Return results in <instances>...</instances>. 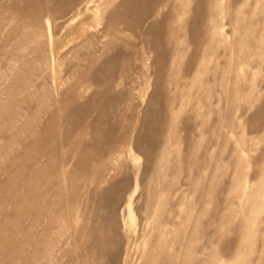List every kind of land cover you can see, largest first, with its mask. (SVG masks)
<instances>
[{
	"label": "rangeland",
	"instance_id": "obj_1",
	"mask_svg": "<svg viewBox=\"0 0 264 264\" xmlns=\"http://www.w3.org/2000/svg\"><path fill=\"white\" fill-rule=\"evenodd\" d=\"M88 1L0 0V264H264V0Z\"/></svg>",
	"mask_w": 264,
	"mask_h": 264
},
{
	"label": "bare ground",
	"instance_id": "obj_2",
	"mask_svg": "<svg viewBox=\"0 0 264 264\" xmlns=\"http://www.w3.org/2000/svg\"><path fill=\"white\" fill-rule=\"evenodd\" d=\"M29 1H32V0H29ZM77 0H61V4L62 5H64V4H72V3H75ZM146 0H142V1H140V3H139V5H140V7L142 8V10L140 11L141 13V16H139V18L140 19H137V17H136V20H135V17H129L128 18V20L125 22V25H126V27H133L136 23H141L142 22V13L144 14V11H145V7H146V2H145ZM95 2V0H90V1H88V5L86 6V9H85V11H84V15H86L87 16V19L89 18H91V19H94V20H96V21H100L101 19H102V16H103V10L100 8V5H98V3L95 5V8L93 9V10H91V5H93V3ZM40 3V2H39ZM42 3V2H41ZM37 5V4H36ZM39 9V8H38ZM128 11L129 12H132V10L131 9H128ZM26 13V12H25ZM80 14H81V12H80ZM82 19H83V17H82ZM81 19V20H82ZM86 19V20H87ZM139 21V22H138ZM77 22V21H76ZM87 26V25H86ZM153 40V39H152ZM155 42V41H154ZM152 43V42H151ZM157 44V43H156ZM153 45V44H152ZM158 45V44H157ZM162 46V45H161ZM153 47H154V45H153ZM156 47V46H155ZM155 49V48H154ZM156 49H157V47H156ZM163 51V50H162ZM165 52V51H164ZM163 52V53H164ZM165 54V53H164ZM164 56V55H163ZM170 58H171V56H169ZM159 58V57H158ZM117 57L116 58H114V59H112L111 60V66L112 67H114V68H116V62H117ZM119 60V59H118ZM165 61V60H164ZM166 61H168V60H166ZM120 62V61H119ZM155 64V63H154ZM153 64V65H154ZM161 64V63H160ZM159 64V65H160ZM158 65V66H159ZM162 65V64H161ZM188 68V67H187ZM160 69V68H159ZM163 70H164V68H163ZM157 71V70H156ZM162 71V70H161ZM101 73V72H100ZM113 72H111V74H112ZM158 73V72H157ZM104 74H107V73H104ZM113 75V74H112ZM111 75V76H112ZM114 75H116V74H114ZM162 75V74H161ZM110 76V75H109ZM163 76V75H162ZM101 77V76H100ZM97 78V77H96ZM111 78V77H110ZM92 79V78H91ZM98 79V78H97ZM160 79V78H159ZM158 79V80H159ZM93 80V79H92ZM96 80V79H95ZM112 80V79H111ZM99 81V80H98ZM101 81H102V79H101ZM109 81V80H108ZM160 81V80H159ZM104 82V81H103ZM158 82V81H157ZM99 83V82H98ZM106 83V82H105ZM110 83V82H109ZM95 85H96V82H95ZM104 87V86H103ZM109 87V86H108ZM162 92V91H161ZM159 96V95H158ZM109 97V96H108ZM111 97V96H110ZM110 97L108 98L109 100H110ZM115 99V98H114ZM173 99V98H172ZM113 104V103H112ZM150 105V104H149ZM166 105V104H165ZM109 106V105H108ZM112 107V106H111ZM150 108V107H149ZM166 108V107H165ZM151 109H152V107H151ZM160 109V108H159ZM171 109V108H170ZM72 110V109H71ZM171 110H173V109H171ZM75 111V110H74ZM101 111V110H100ZM99 111V112H100ZM106 111V110H105ZM71 112V111H70ZM80 112V111H79ZM168 112V111H167ZM87 113V112H86ZM146 113V112H145ZM166 113V112H165ZM174 112H172V114H173ZM81 114V113H80ZM73 115V114H72ZM68 116H71V115H68ZM109 116V115H108ZM149 116H151V115H149ZM175 116V115H174ZM76 117V116H75ZM81 117V116H80ZM79 117V118H80ZM144 117H145V115H144ZM167 117H169V116H167ZM82 118V117H81ZM110 118V117H109ZM70 119H72V118H69V120ZM96 119V118H95ZM106 119H107V117H106ZM80 120V119H79ZM104 120V119H103ZM111 120V119H110ZM146 120V119H145ZM150 120V119H149ZM161 120V119H160ZM92 121H93V119H92ZM95 121V120H94ZM108 121V120H107ZM97 122H99V121H97ZM66 123V122H65ZM110 123V122H109ZM114 123V122H113ZM92 124V123H91ZM90 124V125H91ZM49 125V124H48ZM91 126H93V125H91ZM105 126V125H104ZM144 126V125H143ZM148 126V125H147ZM156 127V126H155ZM65 128V127H64ZM103 128V127H102ZM49 129V128H48ZM93 129H94V127H93ZM105 129V128H104ZM111 129V128H110ZM153 129V128H152ZM98 130V129H97ZM170 130V129H169ZM74 131V130H73ZM72 131V132H73ZM101 131V130H100ZM103 131V130H102ZM102 131H101V133H102ZM111 131V130H110ZM49 132H50V130H49ZM72 132H71V134H72ZM92 132V131H91ZM96 132V131H95ZM143 132V131H142ZM93 133V132H92ZM99 133V132H98ZM106 133V132H105ZM105 133H104V135H105ZM65 134V133H64ZM107 134V133H106ZM91 135V134H90ZM94 135H96V134H94ZM113 135V134H112ZM46 136V135H45ZM69 136V135H68ZM67 136V137H68ZM83 136V135H82ZM97 136V135H96ZM95 136V137H96ZM67 137H65V138H67ZM72 137V136H71ZM103 137H105V136H103ZM108 137H110V136H108ZM52 138V137H51ZM157 138V137H156ZM45 140V144H47L48 143V145L49 146H51V139H49L48 137L47 138H44ZM69 139H70V137H69ZM68 139V140H69ZM114 139V138H113ZM118 139V138H117ZM120 139V138H119ZM150 139V138H149ZM154 139V138H153ZM108 140H110V139H108ZM96 141V140H95ZM115 141V140H114ZM151 141V140H150ZM43 142V141H42ZM110 142V141H109ZM154 142V141H153ZM99 143V142H98ZM117 143V142H116ZM151 143V142H150ZM100 144V143H99ZM114 144V143H113ZM152 144V143H151ZM82 145V144H81ZM136 145V144H135ZM137 145H139V144H137ZM111 147V146H110ZM138 147V146H137ZM50 148V147H49ZM53 148V147H52ZM84 148V147H83ZM152 148V147H151ZM150 148V149H151ZM55 149V148H54ZM109 149V148H108ZM111 149H113V148H111ZM133 149V148H132ZM142 149H144V148H141V151H142ZM153 149V148H152ZM88 150V149H87ZM103 150V149H102ZM134 150V149H133ZM137 150V149H136ZM81 151V150H80ZM84 151V150H83ZM106 151V150H105ZM111 151V150H110ZM138 151V153L139 152H141V151H139V150H137ZM89 152H90V150H89ZM107 152V151H106ZM109 152V151H108ZM150 152H153V151H150ZM58 153V152H57ZM105 153V152H104ZM44 154V153H43ZM109 154V153H108ZM42 155V154H41ZM58 155V154H57ZM100 155V154H99ZM37 156V155H36ZM107 156V155H106ZM114 156V155H113ZM146 156V155H145ZM89 157V156H88ZM98 157V156H97ZM100 158V157H99ZM99 158H98V160H99ZM111 158V157H110ZM80 159V158H79ZM106 159V158H105ZM108 159V158H107ZM82 160V159H81ZM84 160V159H83ZM93 160V159H92ZM78 161V160H77ZM87 161V160H86ZM120 161V160H119ZM147 161V160H146ZM100 162V161H99ZM103 162V161H102ZM105 162H106V160H105ZM109 163V162H108ZM116 164V163H115ZM47 165H48V163H47ZM94 165V164H93ZM123 165V164H122ZM90 166V165H89ZM106 166V165H105ZM114 166V165H113ZM149 166H150V164H149ZM165 166V165H164ZM32 167V166H31ZM94 167V166H93ZM100 167V166H99ZM104 167V166H103ZM102 167V168H103ZM111 167V166H110ZM123 167V166H122ZM101 168V167H100ZM105 168V167H104ZM126 168V167H125ZM64 169V168H63ZM79 169V168H78ZM85 169H87V168H85ZM85 169H84V171H85ZM123 169V168H122ZM75 170V169H74ZM115 170V169H114ZM119 170H121V169H119ZM52 171V170H51ZM55 170H53V172H54ZM92 171V170H91ZM103 171V170H102ZM180 171V170H179ZM72 172H73V170H72ZM89 172V171H88ZM117 172V171H116ZM57 173V172H56ZM74 173V172H73ZM93 173V172H92ZM114 173V172H113ZM118 173V172H117ZM120 173V172H119ZM39 174V173H38ZM41 174V173H40ZM109 174V173H108ZM126 174H128V173H126ZM70 175V174H69ZM98 175V174H97ZM143 175V174H142ZM43 176V175H42ZM103 176V175H102ZM112 176V175H111ZM114 176V175H113ZM122 176V175H121ZM128 176V175H127ZM144 176V175H143ZM86 177V176H85ZM123 177V176H122ZM145 177V176H144ZM191 177V176H190ZM48 178V177H47ZM52 178V177H51ZM119 178V177H118ZM127 178H129V177H127ZM81 179V178H80ZM125 179H126V177H125ZM131 179V178H130ZM141 179V178H140ZM143 179V178H142ZM142 179L140 180V181H142ZM52 180H54V179H52ZM56 180H58V179H56ZM109 180V179H108ZM55 181V180H54ZM65 181V180H64ZM83 181V180H82ZM123 181V180H122ZM121 181V182H122ZM99 182V181H98ZM125 182H128V181H125ZM65 183V182H64ZM70 183V182H69ZM96 183V182H95ZM131 183V182H130ZM160 183V182H159ZM47 184V183H46ZM46 184H44V185H46ZM72 184V183H71ZM79 184V183H78ZM141 184H142V182H141ZM67 185H68V183H67ZM129 185V184H128ZM47 187H48V185H46ZM121 186V185H120ZM127 186V185H126ZM133 186V185H132ZM66 187V186H65ZM77 187H79V186H77ZM136 187V186H135ZM140 187V186H139ZM130 188V187H129ZM161 188V187H160ZM47 189V188H46ZM126 189V188H125ZM125 189H123V190H125ZM138 189H140V188H138ZM59 190H60V187H59ZM66 191H67V189H65ZM122 190V191H123ZM153 190V189H152ZM159 190V189H158ZM139 191V190H138ZM156 191V190H155ZM43 192V191H42ZM61 192V191H60ZM63 192V191H62ZM83 192V191H82ZM108 192V191H107ZM126 192V191H125ZM124 192V194L126 195V193ZM162 192V191H161ZM58 193V192H57ZM67 193V192H66ZM67 195H68V193H67ZM2 196V195H1ZM62 196V195H61ZM64 196V195H63ZM56 197H58V196H56ZM60 197V196H59ZM68 197V196H67ZM95 197H96V194H95ZM94 197V198H95ZM1 198V197H0ZM4 198V197H3ZM93 198V197H92ZM5 199V198H4ZM43 199V198H42ZM97 199V198H96ZM95 199V200H96ZM1 200V199H0ZM23 200V199H22ZM36 200V199H35ZM122 200V199H121ZM21 201V200H20ZM25 202V201H24ZM61 202V201H60ZM87 202V201H86ZM6 203V202H5ZM22 203V202H21ZM80 203H82V202H80ZM121 203V202H120ZM39 204V203H38ZM42 204V203H41ZM44 205H46V203H43ZM115 204V203H114ZM117 204V203H116ZM60 205V204H59ZM84 205V204H83ZM107 205V204H106ZM29 206V205H28ZM115 206V205H114ZM37 207V206H36ZM41 207H42V205H41ZM85 207V206H84ZM90 207V206H89ZM82 208H83V206H82ZM92 208V207H91ZM116 208V207H115ZM103 209V208H102ZM34 210V209H33ZM114 210V209H113ZM92 211V210H91ZM108 211V210H107ZM116 211V210H115ZM103 212V211H102ZM105 212V211H104ZM82 213V212H81ZM98 213V212H97ZM113 213H114V211H113ZM109 214V213H108ZM130 214V213H129ZM93 215V214H92ZM80 218V217H79ZM88 218V217H87ZM99 219V218H98ZM101 219V218H100ZM106 219V218H105ZM110 219V218H109ZM108 219V220H109ZM111 219H113V218H111ZM85 220V219H84ZM141 220V219H140ZM8 221V220H7ZM63 221V220H62ZM111 221V220H110ZM77 222V221H76ZM87 222V221H86ZM88 222H89V220H88ZM88 222H87V225H88ZM10 223V222H9ZM63 223H64V221H63ZM73 223V222H72ZM65 225H67V223L65 224ZM90 225V224H89ZM16 226V225H15ZM113 226V225H112ZM115 226V225H114ZM32 227V226H31ZM65 227V226H64ZM86 227V226H85ZM36 228V227H35ZM80 228V227H79ZM89 228H90V226H89ZM109 228V227H108ZM107 228V229H108ZM110 228H112V227H110ZM34 229V228H33ZM62 229V228H61ZM114 229H116V228H114ZM31 230V229H30ZM29 230V232L31 233V231ZM72 230V229H71ZM86 230H87V228H86ZM73 231V230H72ZM83 231H84V228H83ZM104 231V230H103ZM102 230H101V232H103ZM136 230L135 229H133V231L132 232H135ZM28 232V233H29ZM36 232V231H35ZM65 232V231H64ZM75 232V231H74ZM100 232V231H99ZM105 232H106V230H105ZM105 232L103 233V234H105ZM51 233V232H50ZM67 233V232H66ZM83 233V232H82ZM152 233V232H151ZM34 234V233H33ZM107 234V233H106ZM105 234V235H106ZM51 235V234H50ZM67 234H65L64 236H66ZM75 235V234H74ZM109 235V234H108ZM107 235V236H108ZM81 236V235H80ZM83 236V235H82ZM36 237V236H35ZM86 237V236H85ZM83 238V237H82ZM105 238V237H104ZM111 238V237H110ZM37 239V238H36ZM64 239V238H63ZM56 240V239H55ZM62 240V239H61ZM86 240V239H85ZM90 240V239H89ZM37 241H38V239H37ZM44 241V240H43ZM42 241V242H43ZM46 241V240H45ZM88 241V240H87ZM87 241H86V243H87ZM113 241V240H112ZM28 242V241H27ZM41 242V241H40ZM97 242V241H96ZM25 243V242H24ZM35 243V242H34ZM83 243V242H82ZM101 243H104V242H101ZM113 243V242H112ZM117 243V242H116ZM27 244V243H26ZM45 244V243H44ZM46 244H48V243H46ZM80 244V243H79ZM61 245H62V243H61ZM132 245V244H131ZM33 246V245H32ZM47 246V245H46ZM51 246H52V244H51ZM65 246V245H64ZM128 246V245H127ZM67 247V246H66ZM84 247V246H83ZM105 247V246H104ZM103 247V248H104ZM132 247V246H131ZM81 248V247H80ZM57 249V248H56ZM66 249V248H65ZM64 249V250H65ZM58 250V249H57ZM61 250V249H60ZM100 250H101V248H100ZM22 251V250H21ZM90 251H91V249H90ZM102 252V251H101ZM105 252V251H104ZM130 252V251H129ZM138 252V251H137ZM181 252V251H180ZM19 253H20V251H19ZM22 253V252H21ZM64 253H65V251H64ZM63 253V254H64ZM75 253V252H74ZM103 253V252H102ZM77 254V253H76ZM75 254V255H76ZM95 254V253H94ZM10 255H12V256H10ZM65 255H67V254H65ZM81 255V254H80ZM128 255V254H127ZM39 256V255H38ZM69 256V255H68ZM71 256V255H70ZM69 256V257H70ZM190 256V255H189ZM15 257H16V254L14 253V254H9V256H8V258L6 257L5 259H7L8 261H12L13 259H15ZM63 257H64V255H63ZM81 257V256H80ZM94 257V256H93ZM131 257H132V255H131ZM177 257V256H176ZM18 258V257H17ZM65 258H67V257H65ZM73 258V257H72ZM128 258V257H127ZM74 259V258H73ZM78 260H79V258H77ZM85 259V258H84ZM16 260V259H15ZM176 260V259H175ZM5 261V260H4ZM63 261H64V259H63ZM85 261V260H84ZM12 262H14V260L12 261ZM94 262V261H93ZM126 263V262H125ZM153 263H155V262H153ZM128 264V263H127ZM148 264H152V262L151 261H148Z\"/></svg>",
	"mask_w": 264,
	"mask_h": 264
}]
</instances>
